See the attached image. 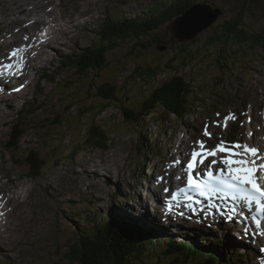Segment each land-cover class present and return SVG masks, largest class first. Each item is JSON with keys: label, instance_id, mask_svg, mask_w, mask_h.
I'll use <instances>...</instances> for the list:
<instances>
[{"label": "rangeland", "instance_id": "374dc122", "mask_svg": "<svg viewBox=\"0 0 264 264\" xmlns=\"http://www.w3.org/2000/svg\"><path fill=\"white\" fill-rule=\"evenodd\" d=\"M20 1L26 3L28 9L32 10L31 17H36L33 12V6L36 3L33 0ZM40 1L46 3L44 8L38 10V14L41 15V25L37 27V31L43 40L44 30L40 29L51 30L50 36H46L48 42H43L39 54L40 42L37 41L33 50L36 55L33 62L36 61L30 65L28 63L26 66L23 65V68H27L24 73H29V77L22 81L21 84L24 85L21 92L10 91L13 82L17 83L18 81H13L8 86L0 85V91L3 90V93L6 89L9 91L7 94L0 92V97L3 99H0V190L17 192L22 186H29V199L36 200V194H40L44 199V204L38 205V207L44 209L45 212L39 210L37 214L40 215L41 212L42 214L37 217L29 216L27 211L26 218L16 217L14 230L11 228V224L6 228L9 216L4 217L2 212L0 213V222L1 219H4L5 222L4 231L0 224V248H5L7 254L5 257L0 256V262L5 260L6 264H80L78 257L88 254L89 248L83 249L78 239L82 230H86L87 227L88 230L93 229L92 231L99 228L100 220L97 215L99 210L102 211V215L116 217V220H118L116 216V211H118L121 216L125 212L132 219L141 217V221H148L143 217L146 214L135 211L139 210L138 207L141 206V203H137L138 206H135L125 199L114 198V195L110 193L111 185L107 182L131 186L137 180L141 184L139 177L142 174L150 172L152 175V171L157 170L156 165L160 163L158 155L162 149H169L166 160L174 152V147H171L170 144L171 134H174V141L179 137L183 138V135L184 137L197 135L206 118L216 119V111L211 109V105L215 102L209 95L203 97V106L191 112L188 118L185 115L184 120L180 121L171 120L163 112L167 110L158 107L138 123H132L124 117L122 106L135 112L136 106L141 105L148 98L152 88L161 83L159 78H164V81L171 75H177L182 79L185 77L196 92L206 82H208V87L214 85L219 93L224 94V97L217 102L218 111H221L222 114L228 110L239 112L240 109L248 108L251 105L252 115L256 110L252 104L257 100L260 102L259 109L261 111L264 109V50L258 44L250 48L247 44L238 42L233 36L228 38L220 35L226 21H237V19L241 20L240 26L248 32L264 35V0H199L214 8L220 7L222 13L194 40L179 41L173 37L170 32L172 20L160 25L157 30L120 41L117 47L109 49L106 64L102 69H99L95 64L88 66L84 61L81 62L83 71H80L77 66L73 68L68 66L67 69L60 71L59 61L55 63L53 59H57V55L62 53L71 52V45L74 42L79 48L89 42H95L94 31H91L90 28L100 22L98 17L110 14L111 16L116 15L117 18L123 15L125 18L138 17L142 19L146 17V13L150 9L159 7L160 2L163 5L165 0ZM6 3L10 4V0H6ZM49 10L52 12L50 17L45 15V12ZM45 16L47 21H44ZM60 18H65L59 24L61 28L58 25ZM0 19L4 25L6 17L0 15ZM73 19H77L76 25H74ZM45 22H50L51 26L45 25ZM7 25L9 22L5 26ZM71 25L73 27L70 28ZM67 29L69 31L66 34L62 33L61 30ZM214 39L215 44L210 46L208 42ZM6 40L9 39L0 38V57L5 49L4 55L6 56L7 52L14 47H17L18 51L22 53L24 43L16 42L13 46L7 45L2 48L1 46ZM31 65L33 66L29 70ZM148 66L158 71L156 78L138 76L139 72H136V69H144ZM45 69H50L51 74L48 78L42 76ZM58 72L59 76L56 74ZM105 82L116 86L120 101H104L98 95V88ZM42 89L45 94L43 97L40 92ZM21 101L28 102L29 107L22 111L19 119H16L18 114L15 112ZM260 114L262 115V113ZM236 118L238 119V117ZM90 124L100 127L105 136L109 138L103 148L90 147L95 146L94 138L89 133L92 130V127H89ZM257 125L258 122L255 119L252 124L241 127L237 123V129L240 130L238 136L243 132H248V128H255ZM179 130L183 135L180 132L175 137ZM217 132L220 131L217 130ZM224 133L230 135L229 129H224ZM138 137H141L142 145H139ZM194 139L197 138L194 136ZM27 149L35 150L38 158L41 157L44 160L41 176L33 180L24 176L30 169L27 168L23 160ZM116 157L119 159L114 171L106 170L112 175L107 176L103 172V175L107 176L104 177L105 181L102 179L96 181V185L104 186V189L100 191L99 188L96 194L93 192H90L91 194L83 193L84 189H81V186L85 184L89 175L97 173L96 167L92 164L99 161L107 163L104 160L113 161L112 159ZM149 157L153 163L157 164H151ZM48 158L52 159L48 160ZM142 160L146 163L139 167L143 164H141ZM88 161L90 167L87 165ZM80 166H82L80 171L83 175L77 172ZM146 166L152 167V169L147 171ZM168 171L166 169V173ZM168 175L172 176L169 173ZM44 176L45 178L50 176L53 182L41 181L37 184H41L43 188L47 189V184L51 183L53 194L56 193V187L62 186L65 196L63 197L67 200L51 201V196L35 188L36 182L42 180ZM75 181L80 188L76 186ZM122 187L125 188V186ZM131 188L140 193L142 190V196L146 193V188L143 186L137 188V185L134 184ZM66 190L67 192H65ZM92 194L96 197L91 201ZM24 198H27V195ZM86 199L92 203L91 209L96 220L92 218L90 223L84 220L82 222L85 225H78L75 223L76 215L86 216L91 211L90 207L85 206ZM28 204L31 203L19 204L21 211L25 214V205ZM47 204L51 207H48ZM116 204L118 207L113 206ZM76 207L82 208L76 210ZM11 213L10 223L13 221L14 212ZM122 218H124L122 221H127L126 217L122 216ZM146 224L142 226L145 229H150V225ZM154 224L160 226L158 221H155ZM126 232L127 230L124 234L128 233ZM161 233L160 236L165 233L174 235L177 242L186 237L184 231L175 233L168 228ZM94 235L96 236V233L93 232L92 236ZM101 237L103 238V235L100 233V239ZM116 237L115 235L110 251L115 257L113 260L118 258L120 260L117 264H123L122 258L127 257H124L122 252L116 248L118 246ZM161 239L164 241L165 237H161ZM73 240L77 241L78 245ZM108 240L110 239L107 238ZM72 244L79 247L78 252H74L72 256L76 259L68 258L66 255L68 246ZM162 248H164L163 243L156 244L157 250L160 251ZM238 249L241 250L239 247ZM193 251L201 253L199 248H193ZM101 252L104 253L102 250ZM104 255L110 262V256L106 252ZM152 255L155 256L154 253ZM199 257L204 258L197 256V258ZM178 259L180 263L182 259ZM144 260L146 261V259ZM194 260L191 259V261ZM165 262L167 263L168 259H164ZM180 264L186 263L181 262Z\"/></svg>", "mask_w": 264, "mask_h": 264}, {"label": "trees", "instance_id": "16d2710c", "mask_svg": "<svg viewBox=\"0 0 264 264\" xmlns=\"http://www.w3.org/2000/svg\"><path fill=\"white\" fill-rule=\"evenodd\" d=\"M159 9L152 11L147 17L142 19H132V20H109L106 21L105 24H101L100 29L96 32L97 40L92 44H88L85 48L80 51V54L75 58V65L73 67H78L80 71H83L81 68V62H85L88 66H93V64L97 65L99 69H102L106 64L107 54L109 49H113L118 46L120 41L125 40L131 36H141L143 34H147L151 31L157 30L158 27L166 22L171 21L174 17L179 14L185 12L193 3L197 2V0H166ZM240 19L226 21L223 25V29L220 33L221 36H225L230 38L231 36L235 37V39L240 43H245L248 47L253 48L255 45H259L261 49L264 50V35L250 33L240 26ZM236 34V36H234ZM210 46L215 44V39L208 42ZM237 51V50H236ZM236 53V52H235ZM238 53V52H237ZM177 59V56L175 57ZM174 58V60H176ZM173 61V60H172ZM84 67V66H83ZM138 76L146 78H156L158 75L156 70H153L149 66L144 69H136ZM83 73V72H78ZM99 96L104 101H120V97H118V89L115 85L109 82H105L100 88H98ZM190 85L187 81H184L182 77L179 76H170L159 86L154 88L150 93V96L140 105V108L136 109L135 112L130 108L122 106V112L124 117L127 120H130L132 123H136L142 117V115L148 111L153 110L156 106L162 107V109L167 110L168 113L171 111L172 113H178L181 110L185 109V104L187 102V96L191 94ZM137 107V106H136ZM178 116V114H176ZM179 117H182L180 115ZM92 127V130L89 131L91 137L94 138L93 144L98 147H102L108 140V137L105 136L102 129L100 127L89 125ZM29 163L31 167V171L37 173L40 169V160L35 152L31 153V157L29 158ZM89 210L92 211L90 208ZM93 212V211H92ZM100 213V214H99ZM102 211L99 210L97 212L99 218V227L97 230H82L81 236L78 241L81 247L85 250L89 248L87 251L88 254L85 256L81 255L78 257V261L80 262H88L89 264H117L120 259L116 258L112 255V251H110L111 243L117 236V244L116 248L122 252V255L127 258H122L123 264H158L162 259H167L164 257H171L172 250H168L166 254L165 252L156 253L155 257H148V251L145 250V242L144 234L142 233V228L135 227L129 224L128 221H118L116 217L113 216H104L102 215ZM87 215L86 219L89 223L92 221L91 219H95V214ZM94 216V217H93ZM82 220V221H84ZM91 220V221H90ZM105 221V223H104ZM118 223H122L123 225H117ZM85 225V224H83ZM129 225V226H128ZM94 226V225H93ZM132 227V228H129ZM134 227V228H133ZM107 230L106 233L102 232ZM127 230V234L124 232ZM96 231V232H95ZM96 233V236H92V234ZM100 233L103 235V238L100 239ZM152 233L151 230L148 229V234ZM115 234V235H114ZM155 235H159L158 232H154ZM105 235V236H104ZM86 237V238H85ZM107 238L110 239L107 241ZM75 242V241H74ZM71 242V243H74ZM78 245V242H75ZM170 246L172 244H169ZM167 244V247H169ZM78 246L75 247L72 245L68 246L66 250V255L68 258L73 256L74 252H78ZM196 248V246H194ZM108 254L113 260L107 261L104 253ZM167 250V249H166ZM109 251V252H108ZM133 256V257H131ZM84 257V258H83ZM134 258L131 260V258ZM76 259L75 257H72ZM146 259V261L144 260ZM175 260V256L171 264H178V261ZM86 264V263H85ZM192 264H213L211 258H206L205 260L192 263Z\"/></svg>", "mask_w": 264, "mask_h": 264}, {"label": "snow or ice", "instance_id": "6c2138e0", "mask_svg": "<svg viewBox=\"0 0 264 264\" xmlns=\"http://www.w3.org/2000/svg\"><path fill=\"white\" fill-rule=\"evenodd\" d=\"M13 55H15V51ZM15 90L18 91L19 89ZM219 115L217 113V116ZM234 119L235 115L229 113L224 117L222 126L226 129L228 121ZM213 123L220 124L219 121ZM203 135L209 138L214 136L207 124ZM251 135L252 133L249 132V136ZM195 144L196 146L192 148L190 158L185 166L187 172L186 186L171 193L172 201L177 200L178 193L184 194L185 198L191 201L192 197L188 196L189 190L198 191L199 195L204 197L224 191L233 199L239 197L248 204H255L256 211H264V184L259 182L261 176H264V155L260 154L257 147L225 139H221L214 147L203 140L196 141ZM209 157L213 159L206 163ZM201 174H203L204 179H196ZM164 191L168 192V189L165 188ZM187 207L191 208V204H188ZM170 210L171 205H169ZM261 250L264 251V249Z\"/></svg>", "mask_w": 264, "mask_h": 264}, {"label": "bare ground", "instance_id": "6f19581e", "mask_svg": "<svg viewBox=\"0 0 264 264\" xmlns=\"http://www.w3.org/2000/svg\"><path fill=\"white\" fill-rule=\"evenodd\" d=\"M34 1V3H36V4H34V14L36 15V17H34V18H32L31 17V15H30V13H32V10L31 9H28V6H27V4L26 3H24V2H22V1H20V0H10V4H7L6 3V0H0V15L2 16V17H6V20L4 21V25H2L3 24V22L1 21V19H0V25H2V26H0V38L1 37H3V38H5V39H9V40H6L3 44H2V48H4L5 46H7V45H14V44H16V42H18V43H24V45H23V48H22V53L24 54V57H27V60H26V63H28V65H30V64H32L33 63V60H34V58L36 57V55H34V49H35V43L37 42V41H39L40 43H39V45H40V47L38 48L39 49V53L41 52L40 51V49L43 47V46H41V44H42V41L40 40V37L38 36V34H37V27L38 26H40L41 25V15L40 14H38V10L39 9H42V8H44V4L46 3H43L42 1H40V0H33ZM47 1V0H46ZM33 5V4H32ZM30 7V6H29ZM32 7V6H31ZM117 8V7H116ZM118 8H120V7H118ZM33 14V13H32ZM45 15L46 16H48V17H50L51 15H52V12L49 10V11H47V12H45ZM46 16H45V19H44V21H47L48 19H46ZM80 16V15H79ZM94 17V16H93ZM54 18H55V16H54ZM56 19V18H55ZM74 21H76L75 19H73ZM8 22H9V25H7V26H5L6 24H8ZM80 22V21H79ZM45 25H50L51 26V24H50V22H45L44 23ZM54 24V23H53ZM53 34V33H52ZM52 36V35H51ZM48 40V39H47ZM48 42V41H47ZM47 44V43H46ZM15 48V51H17L18 53H17V57H20V54H21V52H19L18 51V48L17 47H14ZM14 48H11L10 50H13ZM146 49V48H145ZM6 50V49H5ZM5 50H4V53H5ZM4 53H3V55L0 57V64H1V62H2V60L3 59H5V55H4ZM43 53H44V50H43ZM30 54H32L33 56H31ZM35 56V57H34ZM55 56V55H54ZM10 58H15V57H13V56H10ZM20 65L21 66H23L24 64H23V62H20ZM27 70V68H23L22 69V71L24 72V71H26ZM26 73V72H25ZM0 75L1 76H10V75H8L5 71H4V73L2 74V73H0ZM13 81H19V78L18 77H15L14 76V78L12 79V80H10V79H8V78H6V79H2V78H0V85H5V86H8L11 82H13ZM261 92V91H260ZM258 97V96H257ZM255 114V112L252 114V115H254ZM255 117L257 118V119H262V115L258 112V113H256L255 114ZM180 119L181 118H183V116L182 117H179ZM170 137L172 138V140L174 141V137H173V135L171 134L170 135ZM183 138H178L176 141H175V144L177 145V149H180L181 147H183V150H184V154H186L187 152H189V148H190V146H192V145H194L195 143H193V141H194V139H189V140H185L184 139V135L182 136ZM194 138V137H193ZM196 138V137H195ZM196 141H198V139H195ZM192 142V143H191ZM180 151V150H179ZM181 155V157H182V154H180ZM58 156H60V155H58ZM57 156V157H58ZM153 157V156H152ZM119 158H113L112 160L113 161H111L110 159L108 160V162H107V166H108V168H109V170L110 171H114V168H116L117 167V165L118 164H116L117 163V160H118ZM153 159H155L154 157H153ZM92 160V159H91ZM149 160H150V162H151V164H154V165H156L157 163H153L152 161H151V158L149 157ZM105 161V160H104ZM158 165V164H157ZM148 166V165H147ZM168 169V168H167ZM154 170V169H153ZM169 170V169H168ZM183 170V166H181L180 168H176V169H173V170H169L168 171V173L169 174H175L176 173V171H182ZM44 171V170H43ZM158 173H159V175H157V178H158V181L159 182H161V183H163L164 184V186H165V180H168V178L170 179V176L168 175V173H166V174H161L160 175V169L158 168ZM82 173V171H80V172H78V174H81ZM109 173V172H108ZM46 176V175H45ZM45 176L43 177V179L42 180H38L37 181V183H40L41 181H43V182H45V183H47V182H53V179L50 177V176H48V177H46L45 178ZM152 182V181H151ZM150 182V183H151ZM51 185V183H49V184H47V186H50ZM121 189H125L124 187H122V186H124V184H122V186L120 185V184H117ZM132 186V185H131ZM145 194V193H144ZM29 198V197H28ZM12 200H13V203H16V207H17V209L15 210V212L14 213H16L17 215H16V217H23V218H26L27 216H28V212H27V208H26V205H25V211H26V214L23 212V211H21V209H20V207H19V204L21 203V204H25V202H24V197H21V195L19 194V193H16V194H14L12 197H9L8 196V194L6 195V193H4L2 190H0V205H2V206H0V213L2 212V216H4V217H8L9 216V213H10V211L8 210L9 209V204L10 203H12ZM140 202H141V200H140ZM140 202H139V204H140ZM143 202V201H142ZM4 204V205H3ZM143 204H144V206L146 207V205H145V203L143 202ZM163 203L162 202H160V201H157V202H154L153 200H151V202H150V204H149V206H148V208H150V209H155L156 207H161V205H162ZM221 204H225L223 207L224 208H226V210H228V212H233L232 211V207H229L230 205L229 204H226V203H221ZM133 205H135V206H138V204L137 203H133ZM201 205V204H200ZM119 206H120V204H119ZM202 206V205H201ZM118 207V206H117ZM146 210H147V208H145ZM210 209V208H209ZM215 209V208H214ZM124 211V210H123ZM212 211H214V210H212ZM13 212V211H12ZM222 213H224L225 214V212L224 211H222ZM12 214V213H11ZM129 215V214H128ZM116 216H117V218H118V221H122L124 218H122V216L119 214V212L118 211H116ZM154 217H155V219H157L158 218V216H157V214L155 213V215H154ZM141 218V217H140ZM140 218H137V219H135L134 220V222H136V223H140L141 225H144V224H146V222H144V221H141L140 220ZM125 220H127L128 222L130 221V220H128V219H125ZM151 220H153V217H151L150 219H148V221H151ZM2 222V223H1ZM1 222H0V224H1V228L3 229L4 228V224H5V222H4V219H1ZM125 222V221H124ZM133 225V224H132ZM147 226H151V224L150 223H147L146 224ZM129 226V225H128ZM134 226V225H133ZM99 227H102V226H99ZM136 227V226H135ZM160 227V226H159ZM159 227H157V229H155V231L156 232H158L160 235L162 234L159 230H160V228ZM240 227V226H239ZM134 228V227H133ZM167 227H165V228H163V229H161V230H163L164 231V229H166ZM242 229V228H241ZM4 231V230H3ZM106 231L107 230H104V228H103V231L102 232H105L106 233ZM166 232V231H165ZM142 233L143 234H148V229H145V228H142ZM176 233V232H175ZM249 235H250V233H249ZM6 237V236H5ZM260 245H264L263 243H259V246ZM249 249V248H248ZM249 254V253H248ZM84 258V257H83ZM179 260V259H178ZM177 262V261H176ZM79 263L80 264H89L90 263V261H88V262H80L79 261ZM166 263V262H165ZM181 263V262H180ZM179 263V264H180Z\"/></svg>", "mask_w": 264, "mask_h": 264}, {"label": "water", "instance_id": "95a60500", "mask_svg": "<svg viewBox=\"0 0 264 264\" xmlns=\"http://www.w3.org/2000/svg\"><path fill=\"white\" fill-rule=\"evenodd\" d=\"M221 13L220 7L214 8L206 2H195L173 20L170 32L179 41L192 40L212 25Z\"/></svg>", "mask_w": 264, "mask_h": 264}]
</instances>
